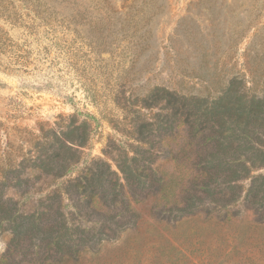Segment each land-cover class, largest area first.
I'll use <instances>...</instances> for the list:
<instances>
[{
	"label": "rangeland",
	"instance_id": "1",
	"mask_svg": "<svg viewBox=\"0 0 264 264\" xmlns=\"http://www.w3.org/2000/svg\"><path fill=\"white\" fill-rule=\"evenodd\" d=\"M4 6L13 21L0 18L8 38L0 34V182L20 211L48 213L50 222L59 219L58 199L47 197L95 162L121 175L116 149L136 146L119 106L131 94L160 86L214 98L235 76L264 93V0H0V13ZM72 116L90 132L78 162L62 178L57 164L30 167L44 155L42 134L60 133ZM201 147L179 125L141 155L154 161L144 172L153 187L125 186L115 207L106 191L95 203L63 193L62 212L93 223L82 226L85 237L102 239L78 259L56 262L51 253L45 263L33 240L0 230V264H264V208L246 199L250 180L235 185L228 206L230 189L218 181L211 188L223 203H210V178L197 164L211 148ZM190 203L195 212H181Z\"/></svg>",
	"mask_w": 264,
	"mask_h": 264
},
{
	"label": "trees",
	"instance_id": "2",
	"mask_svg": "<svg viewBox=\"0 0 264 264\" xmlns=\"http://www.w3.org/2000/svg\"><path fill=\"white\" fill-rule=\"evenodd\" d=\"M3 9L0 18H6L11 23L13 17L6 15L5 6ZM0 34H3L1 30ZM4 36L1 39L8 41ZM119 106L126 112L129 123V128L123 133L136 144L128 145L127 149H116L120 157L115 162L121 175L112 170L109 163L97 161L85 173L69 180L56 193L47 197L51 201L58 199L59 219L55 222H50L48 213L20 211L15 203L6 199L5 184L0 182V230H10L16 239L26 236L33 240L36 249L46 251V255L39 257L45 263L52 262L51 253L59 255L56 262L78 259L83 252L101 243L102 239L85 237L91 235V231L82 226L90 223L80 222L71 213L62 212V194L70 196L72 192L95 203L106 191L109 194L105 202L115 207L123 202L120 197L125 194V186L133 192L145 188L150 190L153 187L150 182L156 178H149L151 175H145L144 172L146 164H154V161L141 155H150L156 150L157 141H164L174 134L179 125L187 128L191 138L201 141L202 147L211 148L205 156H198L197 164L210 178L204 185V193L210 203L222 202V199L215 197V190L211 188L213 184L214 187L220 186L218 181L230 189L231 196L225 199L227 204H224L228 206L236 201L233 195L240 187L235 185L250 180L246 199L264 208V176L252 175V172L264 168V93L258 95L247 86L244 79L235 76L214 98L186 96L156 86L146 95L131 94ZM42 137L44 141L40 147L44 155L40 157V165H30L31 160L26 159L21 167L30 165L39 170L48 168L46 172H49L57 164L61 172L54 176L62 178L78 162L79 149L88 145L89 125L85 120L80 122L76 116H72L60 133L49 130ZM202 147L200 150H203ZM98 190L101 197L98 196ZM197 199L202 201L201 198ZM194 205L186 204L181 212L193 214L197 209H193ZM92 230L98 231L96 228Z\"/></svg>",
	"mask_w": 264,
	"mask_h": 264
}]
</instances>
